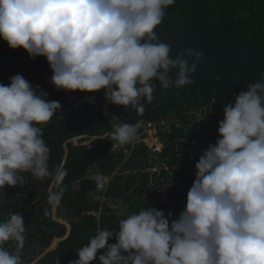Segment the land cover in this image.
I'll list each match as a JSON object with an SVG mask.
<instances>
[{
  "label": "clouds",
  "instance_id": "1",
  "mask_svg": "<svg viewBox=\"0 0 264 264\" xmlns=\"http://www.w3.org/2000/svg\"><path fill=\"white\" fill-rule=\"evenodd\" d=\"M175 3L0 0V37L32 59L46 57L58 90L106 89L108 103L131 106L143 115L141 101L151 105L155 100L154 81L161 95L193 85L204 60L193 48L171 58V47L155 31ZM38 89L20 74L10 78V85L0 84V188L23 186L22 172L36 179L51 177L57 186L67 175L61 168L50 170V148L40 127L61 104L48 101L47 93ZM234 101L224 105L216 143L195 165L196 178L179 218L170 226L171 213L166 217L162 210L141 209L121 219L118 231L98 229L72 264H92L103 249L100 264H264V74L234 94ZM111 127L112 151L136 138L133 124ZM62 198V189L48 194L53 207ZM25 232L20 213L0 222V264H22ZM113 237L116 243L109 244ZM9 240L16 241L15 252L3 247Z\"/></svg>",
  "mask_w": 264,
  "mask_h": 264
},
{
  "label": "trees",
  "instance_id": "2",
  "mask_svg": "<svg viewBox=\"0 0 264 264\" xmlns=\"http://www.w3.org/2000/svg\"><path fill=\"white\" fill-rule=\"evenodd\" d=\"M6 49L7 47L0 40V84L10 85V78L20 74L34 88L39 86V91L46 92L48 101H58L61 104V109L53 119L41 128L43 139L50 148L48 160L50 170L61 168L67 172L62 183L57 186L51 177L36 179L30 172H22L21 175L25 178L23 186L5 185L4 188H0V222L6 221L11 213H20L24 217L26 238L20 255L25 260L28 259V264H32L37 256L46 251L57 238L63 240L56 249L46 253L35 264H57L58 260L59 264H72L78 259V249L86 245L89 239L97 234L99 228L118 231V223L121 219L147 207L164 211L166 217L171 213L172 217L169 221L171 226L172 220L178 219L186 208L187 194L196 178V167L189 168L187 177L183 167L195 166L209 145L216 143L219 132L209 129L204 133L201 129L202 124H198L194 130L191 129L188 126V116L181 110L172 108L177 111L176 115L182 127L173 126L170 133L162 134L165 148L161 158L165 160L161 163L166 164L169 172L180 178L178 182L174 180L173 189L167 188L166 183L172 178L167 170L162 169L161 172L166 183L159 182L158 178V183L154 186L150 180L151 173L137 169L141 160H148L153 155L144 143L139 144L131 157L135 163L130 168L131 171L114 174L118 167L125 165L128 168L129 164H124L123 155L110 153L113 143L111 136L97 139L91 151L86 146H74L70 141L81 136H88V138L103 136L109 131L108 129L104 131L108 118L105 103L94 96L71 94L68 96L69 93H65L66 90H58L51 83L50 64L42 63L38 68L29 67L22 57L5 58L9 53ZM184 101L185 109L189 112V98ZM193 106L194 104L191 105V109ZM165 118L166 114L163 119ZM216 122L220 121L216 119ZM193 141L202 143L196 161L188 158V149ZM159 148L161 149V146ZM93 164L96 165L98 172L112 178L106 194L109 203L104 204L99 221L96 217L87 215L89 211L100 209V202L92 201L96 190V183L90 177ZM132 170L136 172L132 173ZM50 189L63 191V198L58 205V215L66 218L71 225L70 233L65 239L68 229L64 224L53 219V206L48 202ZM118 201L127 206V216L119 215L111 207L112 202L119 203ZM168 204L171 206L169 207ZM62 209L66 212L65 216L61 213ZM112 243H116L115 237L109 240V244ZM3 247L10 252H15L16 241L9 240L3 244ZM103 252L100 250L97 253V259L92 264L99 260V255Z\"/></svg>",
  "mask_w": 264,
  "mask_h": 264
},
{
  "label": "flooded vegetation",
  "instance_id": "3",
  "mask_svg": "<svg viewBox=\"0 0 264 264\" xmlns=\"http://www.w3.org/2000/svg\"><path fill=\"white\" fill-rule=\"evenodd\" d=\"M155 31L162 43L176 50L185 51L192 45L203 47L206 58L202 63L206 66V73L205 68H197L192 77L195 84L174 89L186 115L204 114L201 122L204 133L209 129L218 131L216 119L221 121L224 118L223 108L228 97L229 103L234 104V94L247 90L249 85L257 82V77L264 74V0H176ZM0 40L9 52L7 59L22 57L32 68L49 64L44 56L32 59L25 49L13 50L2 37ZM176 55L174 52L171 58ZM49 73L54 74L51 68ZM91 95L105 100L102 99L105 94L100 91ZM187 98L189 112L185 109L184 99ZM108 104L106 102L105 107ZM172 108L181 110L168 105L166 116L178 119L177 111Z\"/></svg>",
  "mask_w": 264,
  "mask_h": 264
},
{
  "label": "built area",
  "instance_id": "4",
  "mask_svg": "<svg viewBox=\"0 0 264 264\" xmlns=\"http://www.w3.org/2000/svg\"><path fill=\"white\" fill-rule=\"evenodd\" d=\"M114 125H117V124H114ZM134 125L137 128L136 138L132 142L123 145L122 147L118 148L115 151L111 150L110 152L111 154H114V155H123L125 157L124 164L128 163V160L130 159L132 160L131 157L133 153L135 152V150L138 148L140 143H144L145 147H147L148 150L152 153H161L165 147L162 134L165 133L169 129V123L166 119L160 118L156 121H149V120L143 119L141 121H138ZM111 131L112 129H110V131L103 136H94V137H89V138L88 136H81V137L73 138L70 141L73 143L74 146H86L87 149L91 151L94 149V142L97 139H103L105 137L110 136L109 133ZM86 138H88L86 141H82L83 139H86ZM196 143H197L196 141H193L191 147L188 149L189 160L196 159L193 153V151L196 150L195 148ZM160 146H161V149L159 148ZM198 146L200 145L198 144ZM90 177L96 183V190L93 193L92 201L100 202V209L98 211L96 210L89 211L87 212V215L96 217L99 221L103 206L105 203H108V198L106 194L109 188V179L107 176H105L101 172H97L93 174L92 176L90 174ZM103 251L105 252L106 249H103ZM95 264H100L99 260Z\"/></svg>",
  "mask_w": 264,
  "mask_h": 264
},
{
  "label": "rangeland",
  "instance_id": "5",
  "mask_svg": "<svg viewBox=\"0 0 264 264\" xmlns=\"http://www.w3.org/2000/svg\"><path fill=\"white\" fill-rule=\"evenodd\" d=\"M66 91L67 92H65V93H69L68 96H71V95H73V96H86V95H82V94H72L68 90H66ZM102 99H105V97H103ZM104 102L105 103L107 102L106 99L104 100ZM107 116L109 117L108 113H107ZM187 116H188V120H189V123H188L189 125L188 126L190 128H191V126H193L192 127L193 130L197 127V124L198 123L202 124L201 122L203 121V118H204V114L203 113H200V112L199 113H196V114H187ZM165 119L169 123V129L166 131L167 133H170L172 131L173 126L176 127V128L182 127L181 122L175 116L168 115V116H166ZM114 124L119 125L121 123L115 117L112 116L111 119H110V124L108 125L107 129L110 131V129H112L111 125H114ZM43 125H45V124H43ZM43 125H41V126H43ZM195 148H196V150H194L193 153H194L195 157L197 158V157H199V154H200V151H199L200 148L198 146V142L196 143ZM164 160H163V158H161V153H157V154L153 153V155H151L148 160H141L140 161V165H137V167H138L137 169L142 170L143 172H146V171L150 172L151 175H152V177L150 178V180H151V182H152V184L154 186H156V184L158 183L157 182L158 178H159V180H158L159 182L166 183V179L164 177H162V173L161 172H162V169L167 170L169 172V169H168V167H167L166 164L163 165L161 163V162H164ZM129 161L132 162L131 159ZM194 167L195 166H191V165H186V166L183 167V169L186 170L185 171V176L186 177L189 176V175H187L188 171L190 170L189 168L194 169ZM130 168H131V166H129L128 168H126L125 165L124 166L122 165V166H120V167L117 168V170L115 171L114 174H120V173H123V172L129 173L131 171ZM135 172H136V170H132V173H135ZM170 174L172 175V178H170L166 184H167V188L173 189L174 180H175V182H178V180L180 178L175 177L176 174H173V173H170ZM108 179H109V184H110L112 178L111 177H108ZM50 191H51V189H50ZM118 202L119 203H113L112 202V204H115V205L116 204H121L120 205L121 207H114L115 210L118 212L119 215L127 216V213H128L127 206H125L121 201H118ZM168 206L170 207L171 204H168ZM52 212H53V219L55 221H57L58 223L64 224L67 227V229H68L67 234L64 237V239H65L66 237H68V235L70 233L71 225H70L69 221L66 218L60 217L58 215V212H59L58 211V205L52 208ZM61 213L64 214V216L66 215V212H65L64 209H62V212ZM62 240L63 239H58V238L55 239V240H53L52 245L48 249H46V251H44L41 255L37 256L36 260L32 264L36 263V261H38L40 258H42L46 253L55 250L56 247L58 246V244ZM21 261H22V264H28V259L25 260L22 256H21Z\"/></svg>",
  "mask_w": 264,
  "mask_h": 264
},
{
  "label": "water",
  "instance_id": "6",
  "mask_svg": "<svg viewBox=\"0 0 264 264\" xmlns=\"http://www.w3.org/2000/svg\"><path fill=\"white\" fill-rule=\"evenodd\" d=\"M164 34V32L162 33ZM1 38V37H0ZM5 44H8L7 41H5ZM196 44V43H193ZM201 45H192L189 46V48H193L196 51L202 52L204 54V59L206 58V54L204 53V51L202 50L203 47ZM172 49V54L171 57L174 56V52H176L177 54L179 52H181L182 50L178 49ZM19 55V54H17ZM197 68H205V73H206V66L201 62ZM171 77L173 79H175V70L172 71V73H170ZM153 83L156 84V92L154 93L155 96V100L153 101V104L148 105L146 100H142L141 103L144 105L145 107V113L143 115H138L133 109H131V106L125 107V106H118L115 104H108V106L106 107V111L109 115V117L107 118L106 124L104 126V131L107 130L108 125L110 124V119L111 117H115L120 123L125 122L128 123L130 125H134L135 123H137L138 121H141L143 119L149 120V121H156L158 119H160L163 115H165V111L168 107V105L171 106H176L178 108H180L183 112L184 115H186V112L184 111V107L183 105L180 103V101L178 100V98L176 97V91L174 88L170 89L166 95H161L162 93V89L159 86V82L158 81H154ZM139 86V85H138ZM189 86V85H188ZM102 94H105L106 89H101L99 90ZM72 94H82V95H86V96H90L92 93L89 92H81L79 90L76 91H69ZM194 92V90H192V93ZM207 96V95H206ZM229 97H228V103H229ZM128 164L129 166H134V161L132 160V162H130L128 160ZM35 264V263H34Z\"/></svg>",
  "mask_w": 264,
  "mask_h": 264
},
{
  "label": "crops",
  "instance_id": "7",
  "mask_svg": "<svg viewBox=\"0 0 264 264\" xmlns=\"http://www.w3.org/2000/svg\"><path fill=\"white\" fill-rule=\"evenodd\" d=\"M95 168H96V166H93V167H92V169H91V176H92L93 174L97 173L96 170H95ZM111 207L114 208V207H121V206H120V204H118V205H114V204H112ZM114 209H115V208H114Z\"/></svg>",
  "mask_w": 264,
  "mask_h": 264
}]
</instances>
